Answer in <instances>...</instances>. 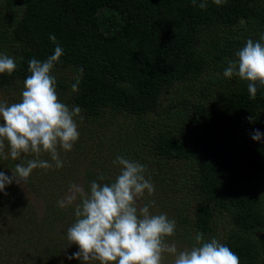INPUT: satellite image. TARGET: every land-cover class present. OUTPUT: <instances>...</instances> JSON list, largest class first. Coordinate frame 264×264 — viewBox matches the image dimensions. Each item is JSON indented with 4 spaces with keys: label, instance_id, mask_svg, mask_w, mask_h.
Here are the masks:
<instances>
[{
    "label": "trees",
    "instance_id": "1",
    "mask_svg": "<svg viewBox=\"0 0 264 264\" xmlns=\"http://www.w3.org/2000/svg\"><path fill=\"white\" fill-rule=\"evenodd\" d=\"M207 2L202 10L191 0H0V54L6 51L17 62L11 75L0 74V86L24 83L31 59L44 61L54 54L56 45L49 39L54 35L63 49L54 73L75 72L66 81L56 79L59 99L79 106L87 123L113 122L120 114L136 119L138 140L127 138L122 149H115L119 155L181 162L195 206L191 221L184 214L179 221H190L203 235L214 234L213 223H223L219 241L240 264H264V191L256 187L264 175V135L252 139L256 130L264 134V88L258 86L252 100L247 81L223 76L246 43L245 36L229 31L244 20V28L260 40L264 2ZM101 9L108 12L98 14ZM80 68L79 90L73 92ZM163 96L170 100L163 103ZM97 139L93 150L80 148L92 165L82 171L87 185L118 167L112 158L118 154ZM140 142L144 145L137 149ZM1 163L15 167L10 158ZM177 186L172 189L184 188ZM23 240V256L36 262L33 253H40L41 244L34 236Z\"/></svg>",
    "mask_w": 264,
    "mask_h": 264
},
{
    "label": "clouds",
    "instance_id": "2",
    "mask_svg": "<svg viewBox=\"0 0 264 264\" xmlns=\"http://www.w3.org/2000/svg\"><path fill=\"white\" fill-rule=\"evenodd\" d=\"M194 6L204 10L207 0H191ZM227 0H212L221 6ZM49 39L56 45L54 54L46 60L31 59L29 76L19 102L8 104L0 101V159L9 157L18 161L22 155L34 154L35 159L21 161L7 176L0 172V192L13 182H26L34 169H60L64 162L59 150L71 151L79 139L77 118L79 106H69L59 99L57 80L52 74L63 55V49L54 35ZM264 35L260 40L248 39L236 53V60L228 61L223 71L225 78L238 77L247 81L249 98L255 100L258 86L264 88ZM23 59L22 57L20 58ZM17 69L16 59L0 54V74L11 75ZM83 69L77 70L73 92L79 90ZM251 120L252 118L249 117ZM258 130L252 133L254 141H260ZM7 148V151L5 150ZM48 153L51 161L39 156ZM119 173L111 182L104 174L90 182L89 190L75 183L57 204L60 208L75 205V222L67 229L68 247L76 245L78 251L68 259L80 260L81 264H164L165 255L171 256L172 264H240L239 256L216 238L204 240L197 232L191 248L178 251L175 242L167 238L176 232V221L166 213L153 214L150 208L155 201L140 203L145 192L152 196L155 186L145 177L146 166L117 156L113 161ZM6 194V193H5Z\"/></svg>",
    "mask_w": 264,
    "mask_h": 264
},
{
    "label": "rangeland",
    "instance_id": "3",
    "mask_svg": "<svg viewBox=\"0 0 264 264\" xmlns=\"http://www.w3.org/2000/svg\"><path fill=\"white\" fill-rule=\"evenodd\" d=\"M107 12V9H101L98 14L104 15ZM235 26L234 29L229 31L230 36H245L244 41L248 39L255 41L257 39V36H252L256 33L251 32V29L244 28L248 26L244 20L235 24ZM227 32L228 30H226ZM260 32H262L260 36L264 35V30ZM206 34L208 35V32ZM203 42L204 38H202L200 43L203 44ZM261 42L264 43V41ZM5 52L1 54H5ZM52 74L55 75L56 79L61 78L64 81L75 76V72H72L71 68H62L57 73H54L53 69ZM217 75L219 76L220 73ZM23 87L24 83L19 81H11L0 86V101H6L8 104L19 102ZM62 98L60 99L61 102L66 104V101ZM163 100V103H165L170 98L163 96ZM67 105L69 108L74 106L72 104ZM81 116L83 117L82 120L77 118L80 135L73 149L68 152L62 149L59 150L60 158L64 162L62 168L34 169L29 179H36L37 182L35 184L28 181L19 184L13 182L10 185H6L4 192H0V264H41L42 262H45V264L49 262V264H81L80 260H70L67 258L72 253L78 251V247L74 244L68 247L66 238L67 229L76 219L74 215L75 205L60 208L57 204L58 200L68 193L69 186L73 183L82 186L86 191L89 190L90 184L87 185L81 179V175L84 168H86L85 166L90 169L92 165L90 157L87 156L85 151H81L80 148L93 150V146L96 145V140H98L97 138H101V140L105 139V145L102 146H109L112 148L111 153L118 154L112 157L114 161L117 156H120L116 150L122 149L120 147H123L127 138H131L133 141L138 140L135 137V133L138 131L136 119L120 114L116 116L117 120L113 122L101 121L95 124L94 121L87 123V119L83 116L82 111ZM149 118L155 120L156 116L152 115ZM147 125L155 127L150 121L147 122ZM144 126L146 127L145 124ZM143 145L144 142H140L136 144V147L137 149H141ZM144 149H147V147ZM5 150L7 151V148ZM103 153L105 152H102L101 155ZM35 158L34 154L22 155L21 160H13V162L16 165L21 161L26 163L27 160ZM39 159L52 162L48 153H42ZM126 159L135 161L132 155ZM1 161L2 159H0V172L11 176L12 169L6 167ZM107 162L111 166V161L108 160ZM136 162L146 166L145 177L150 178L155 186L154 194L149 196L145 192V196L140 203H148L154 200L155 205L150 208L153 214L166 213L170 219H175L176 221L175 235L167 238V241L169 243L175 242L178 251L191 248L195 244L194 238L196 235V232L190 225L192 219L190 217L193 214L195 202L192 194L189 193L190 188L182 180L183 164L169 159H162L157 163L153 157L146 160H137ZM119 170V166L117 169L110 170L107 173L106 177L108 179L105 182H111L119 173ZM190 182V178L187 179V183ZM177 185H181L184 188L173 190L172 187H178ZM256 187L260 192L264 191V175L257 179ZM180 214L187 215L190 221L181 223L179 221ZM59 215H68L70 217H59ZM213 225L216 234L214 232L212 235H203L205 241L210 240L212 237H215L217 240L220 239L221 230L224 225L220 222L213 223ZM32 236H34L37 243L41 244L37 247V250L40 252L38 255H36L37 251L36 253L31 251L37 256L36 262L25 258L23 255L27 250H23L21 247L25 243L23 239ZM46 250L48 251L45 254ZM172 259L171 256L166 254L164 264H172ZM93 264H97V262H93Z\"/></svg>",
    "mask_w": 264,
    "mask_h": 264
}]
</instances>
